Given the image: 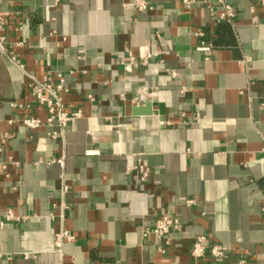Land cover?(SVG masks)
<instances>
[{"label": "crops", "instance_id": "0c3cea01", "mask_svg": "<svg viewBox=\"0 0 264 264\" xmlns=\"http://www.w3.org/2000/svg\"><path fill=\"white\" fill-rule=\"evenodd\" d=\"M131 1L0 0L27 73L64 75L82 111L61 137L24 126L47 111L0 51L1 158L18 163L0 168V264H211L191 256L200 234L234 249L224 264L264 262V5L227 0L218 22V0ZM164 214L182 222L168 245L144 235Z\"/></svg>", "mask_w": 264, "mask_h": 264}, {"label": "built area", "instance_id": "2783aa9c", "mask_svg": "<svg viewBox=\"0 0 264 264\" xmlns=\"http://www.w3.org/2000/svg\"><path fill=\"white\" fill-rule=\"evenodd\" d=\"M60 0H54L58 3ZM202 0H183L186 6H191L194 3L200 2ZM219 11L213 13L215 14L216 20L218 22L227 21L233 22L237 17V11L235 7L230 4L227 0H218ZM262 5H264V0H258ZM123 6L127 9H139L140 11L146 12L152 9V5L147 0H135L131 2L124 3ZM254 11V7L251 8ZM6 13L0 10V51L3 56H5L8 61L19 69L23 75V83L27 85L32 98L39 105L44 106L47 111L45 119H41L35 115H27L20 119L22 124L30 129H38L40 127H47L49 129V134L54 137H61L64 134L65 129L69 124L82 116L81 110L69 109L67 106L63 95L69 92L66 85V78L62 74H58L56 78L53 75H46L42 79H38L27 73L25 66L20 59V57L15 53V51L7 43L6 37L1 34L3 28L4 17ZM202 50H209L210 46L203 42L201 48ZM147 97V92L141 94V98L145 99ZM135 103H139V98L133 100ZM11 107L19 110H26L31 108L30 103H20L18 101L10 102ZM8 135L6 134L5 137ZM5 152V147L0 144V168L6 170L9 165L18 164L12 157L2 160L1 156ZM63 163V159H59ZM134 168H138L142 174L141 178L146 180L149 176V169L143 164H139L136 167H129L128 170L131 172ZM189 205L193 204L192 200L187 202ZM264 215V207L262 208ZM9 218H14L11 211L7 215ZM0 223H2L0 221ZM182 222L179 218H175L169 214H164L160 216L154 226L146 228L144 235H155L158 238L164 239L165 243L170 244V235L172 231L177 230L181 227ZM63 238L72 240L73 236L67 231H62L57 234V245L60 246ZM161 252H165L164 246L159 247ZM234 252V249L223 243H213L209 245V237L206 234H200L196 236L192 250L191 256L194 260H200L206 257H211L213 260L211 264H224L227 257ZM234 264H254V261L249 257H242L238 259ZM264 264V262L260 263Z\"/></svg>", "mask_w": 264, "mask_h": 264}, {"label": "water", "instance_id": "95a60500", "mask_svg": "<svg viewBox=\"0 0 264 264\" xmlns=\"http://www.w3.org/2000/svg\"><path fill=\"white\" fill-rule=\"evenodd\" d=\"M134 112L136 114L149 113L150 112V104H147L145 107H136Z\"/></svg>", "mask_w": 264, "mask_h": 264}]
</instances>
